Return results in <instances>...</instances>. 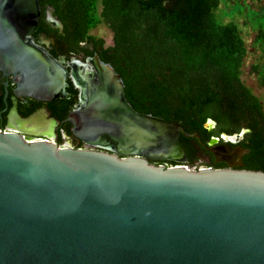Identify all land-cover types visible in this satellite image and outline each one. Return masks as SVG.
Instances as JSON below:
<instances>
[{"label": "water", "instance_id": "1", "mask_svg": "<svg viewBox=\"0 0 264 264\" xmlns=\"http://www.w3.org/2000/svg\"><path fill=\"white\" fill-rule=\"evenodd\" d=\"M54 11L46 22L61 30ZM40 15L38 0H0V71L50 100L67 70L29 39ZM89 60L83 104L63 121L93 147L0 131V264H264V171L243 168L250 150L207 147L227 167L151 162L182 160L181 135H199L136 111L114 67Z\"/></svg>", "mask_w": 264, "mask_h": 264}, {"label": "trees", "instance_id": "2", "mask_svg": "<svg viewBox=\"0 0 264 264\" xmlns=\"http://www.w3.org/2000/svg\"><path fill=\"white\" fill-rule=\"evenodd\" d=\"M38 1L42 11L54 7L73 49L84 57L98 54L114 67L136 111L180 121L186 132L199 135L180 137L190 162L192 146L250 128L236 144L250 150L243 168L264 171V104L242 79L246 42L235 23L217 19L220 0ZM250 16L264 18V7L251 8ZM100 24L111 30L112 43L91 34ZM254 42L261 54L251 70L264 87V19ZM209 119L213 125L206 127Z\"/></svg>", "mask_w": 264, "mask_h": 264}, {"label": "flooded vegetation", "instance_id": "3", "mask_svg": "<svg viewBox=\"0 0 264 264\" xmlns=\"http://www.w3.org/2000/svg\"><path fill=\"white\" fill-rule=\"evenodd\" d=\"M46 8L47 6L43 11L41 10L38 26L35 31L29 35V39L37 46L47 51L53 59L66 68L67 84L62 94L50 100H40L25 94L17 93L15 91L17 87L15 76L0 71V131L20 132L31 140L49 138L54 134L57 143L59 137L62 138L61 145L70 144L74 147L91 148L93 146L78 139L73 133L71 135L67 132V130L72 132L71 123L63 121L68 115L64 119L59 117L68 107L70 113L83 104V85L85 82L83 78L86 74V69L89 68L95 71V68L89 60L95 54L84 57L82 52L73 49L71 44L67 41V35L64 33V25L60 30L46 22ZM54 14L56 15L55 11ZM41 18H43L42 22ZM80 43L82 44L83 42L81 41ZM105 45H107L106 42ZM95 46L98 52L101 51L99 45L96 44ZM89 76L91 80L95 82L96 77L92 74H89ZM257 83L264 89L258 81ZM68 88H76V93L71 95ZM28 118H33L34 122L28 127L22 126V120ZM41 133L45 135L41 136ZM212 140L213 138H210L206 142L201 141L198 145L192 146V162H190V159L186 157L185 154L182 160L167 159L162 160V163L170 165L180 162L194 168L227 167L226 162L216 161L214 155L207 149V147L222 143L224 140L222 139L220 141L219 138H216L214 143ZM217 141L219 142L217 143Z\"/></svg>", "mask_w": 264, "mask_h": 264}, {"label": "rangeland", "instance_id": "4", "mask_svg": "<svg viewBox=\"0 0 264 264\" xmlns=\"http://www.w3.org/2000/svg\"><path fill=\"white\" fill-rule=\"evenodd\" d=\"M261 7H264V0H220V6L215 13L217 19L221 22H233L238 26L247 46V55L242 67V79L264 104V89L258 85L256 77L251 70V65L257 61L261 54L260 46L255 44L254 41L258 23L264 18H252L250 9H259ZM90 32L102 37L106 44L112 43L113 34L105 24L98 25Z\"/></svg>", "mask_w": 264, "mask_h": 264}, {"label": "clouds", "instance_id": "5", "mask_svg": "<svg viewBox=\"0 0 264 264\" xmlns=\"http://www.w3.org/2000/svg\"><path fill=\"white\" fill-rule=\"evenodd\" d=\"M209 124L213 123L211 121V119H209L208 121ZM251 132V129L250 128H244L242 129L239 134H233L231 136H228L226 134H221V139H223L226 143H230L232 145H236L237 143H239L240 140H242L244 138V135L246 133H250ZM213 139L215 140L216 138L213 137ZM219 141H217L218 143ZM211 146V145H210Z\"/></svg>", "mask_w": 264, "mask_h": 264}]
</instances>
